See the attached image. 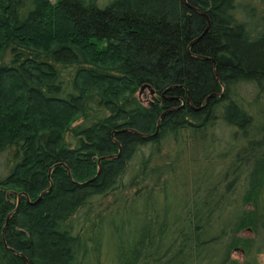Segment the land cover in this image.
<instances>
[{
	"label": "trees",
	"instance_id": "1",
	"mask_svg": "<svg viewBox=\"0 0 264 264\" xmlns=\"http://www.w3.org/2000/svg\"><path fill=\"white\" fill-rule=\"evenodd\" d=\"M261 254L264 0H0V264Z\"/></svg>",
	"mask_w": 264,
	"mask_h": 264
},
{
	"label": "rangeland",
	"instance_id": "2",
	"mask_svg": "<svg viewBox=\"0 0 264 264\" xmlns=\"http://www.w3.org/2000/svg\"><path fill=\"white\" fill-rule=\"evenodd\" d=\"M52 1H55V0H52ZM257 12L258 14H260V11L262 12L263 8L262 6H259L258 5V8H257ZM142 89V88H141ZM141 89L139 91V93H137V96L140 97L141 101L145 104H147L153 97V95L150 94V91L148 89H146L143 93L141 92ZM173 148H174V145L173 143L170 141V140H167L166 143L164 144L163 146V152H162V155L161 157L159 158V164H162L164 162H167L168 158L173 154ZM52 190V186L51 188H49L47 191H44L41 196H40V200H42V198L47 194V193H50ZM113 200H110V202H112ZM21 203V199L19 198L18 200V205H20ZM250 234L248 232H243L241 234V237H249ZM232 259H234L235 261H238V262H242L244 257L241 253L239 252H235L232 254ZM259 261L260 263L264 264V254H261L259 256Z\"/></svg>",
	"mask_w": 264,
	"mask_h": 264
},
{
	"label": "water",
	"instance_id": "3",
	"mask_svg": "<svg viewBox=\"0 0 264 264\" xmlns=\"http://www.w3.org/2000/svg\"><path fill=\"white\" fill-rule=\"evenodd\" d=\"M146 89H148L150 91V94L151 95H155V91L153 89H151L150 86L146 85V86H143L142 89H141V92L143 93ZM68 170V169H67ZM69 172V171H68ZM40 200V199H39ZM20 203V202H19Z\"/></svg>",
	"mask_w": 264,
	"mask_h": 264
}]
</instances>
